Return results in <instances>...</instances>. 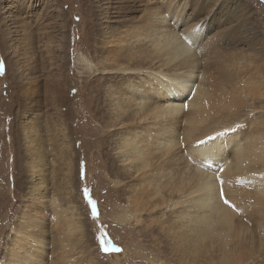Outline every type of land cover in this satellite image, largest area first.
<instances>
[{
    "label": "bare ground",
    "instance_id": "1",
    "mask_svg": "<svg viewBox=\"0 0 264 264\" xmlns=\"http://www.w3.org/2000/svg\"><path fill=\"white\" fill-rule=\"evenodd\" d=\"M217 1L190 0L194 22L181 30L176 27L186 6L182 0H120L118 4L111 0L80 1L81 10L93 22L82 33L78 30L79 40L89 37L92 41L95 31L102 37V43L97 46L98 57L90 59L83 53L75 57L79 68L89 75L86 83L79 85L84 92L80 94L78 89L77 99L69 89L78 86L68 87L69 78L65 75L69 59L64 53L69 48L62 31L65 22L59 19L58 37L52 33L45 35L49 30L42 22L43 17L33 15L29 1L15 5L10 21L0 18V39L6 40L0 41V47L12 56L10 76L17 80L15 96L20 98L17 101L16 97L20 134H14V143L20 139L19 144L28 146L23 149L25 157L20 150L16 152L17 160L13 156L10 163L20 172L29 173L26 194L33 198L39 192L40 170H35L34 158L46 152L44 141L36 143L33 130L40 117L37 111L42 108L37 84L43 80V84L53 87L55 107L69 100L67 109L71 112L67 119L72 132L88 136L77 142V148L76 139L70 143L64 135L66 112L56 109L58 114H54L42 87L45 103L51 105L46 111L48 120L59 121L63 130V137L51 141L52 148H63L57 150L58 169L63 168L65 176L70 178L77 164L84 165L79 155L83 142L91 140L94 152L102 144L107 146L109 152L103 162L109 173L102 174V188H109L106 183L110 175L114 177V185L125 186L112 188L114 195L108 202V215L116 226L137 229L142 241L147 242L142 243V248L148 251L144 257L152 256L148 264H264V102L251 98L256 92L264 96V74L256 82L244 80L239 93L238 89L217 84L218 77L206 76L201 57L216 48L240 54L237 47L242 44L236 36L237 24L229 27V18L213 23L199 19ZM220 3L234 5L245 19L250 14L239 0H220ZM23 14L27 18L31 15L32 22L19 24ZM175 16L180 19L174 20ZM123 19L129 24H122ZM34 23L40 31L39 46L45 48V41H49L50 48L47 52L46 48L42 49L43 56L38 54L30 35V25ZM13 28H18L25 37L21 38ZM14 39L19 43L14 44ZM38 63L45 72L43 79L37 75ZM236 65L231 64L234 70ZM29 72H34V82L27 81ZM225 72L238 78L244 73L226 69ZM2 74L6 77L8 71L3 70ZM100 79H103L99 85L102 94L97 97ZM94 106L102 114L106 130L90 129L88 118L91 120ZM78 107L88 116L79 119ZM26 123L29 125L25 126ZM13 169L9 173L11 179L16 174ZM95 171L97 181L103 170L97 167ZM68 189L64 187V197L51 195L44 201L52 214V225L60 231L63 255L64 225L67 224V235L76 239L78 247L84 236L83 221ZM94 196L101 205L99 195ZM18 216L24 227L12 230L14 235L4 245L0 264H43L40 228L34 218ZM27 225L33 227V232ZM71 250L78 256L79 250ZM82 260L83 264L93 262L80 255L78 264Z\"/></svg>",
    "mask_w": 264,
    "mask_h": 264
},
{
    "label": "rangeland",
    "instance_id": "2",
    "mask_svg": "<svg viewBox=\"0 0 264 264\" xmlns=\"http://www.w3.org/2000/svg\"><path fill=\"white\" fill-rule=\"evenodd\" d=\"M28 1L32 3L30 10H33V15L41 14L40 19L43 17L42 22L45 24L46 29L49 30L45 35L48 34L50 36L52 33V35L58 37L60 31H58L57 25L60 23V20H63L66 24L65 27H62L63 34H65L66 38L65 43L67 48V42H69V48L64 52L69 58L67 59L68 68L66 67L65 69V75L69 78L70 84L68 87L73 85L78 86L77 88L71 87L69 89V93L77 99V90H81L80 94L84 92V88L79 87V85L84 82L86 83V80L89 79V75L79 68L75 57L77 53H83L90 59L98 57L99 53L97 46L101 45L102 37L94 31L92 41L88 39L89 37L79 40L80 32L78 30L85 31V28L90 25V22H93V20H89L90 16L81 10L82 6L80 1L82 0H17V4L15 0H0V18L6 17L10 21V18L15 14V5L18 6L20 2L22 4ZM111 1L118 4L120 0ZM182 1L185 2L186 6L181 10L183 11V16L176 27L178 30L187 29L194 22L191 14L192 10L189 7L190 0ZM239 1L243 3V7L250 12L246 19V16L239 12L234 5H221L220 0H218L213 7H209V10H206L199 16V19L209 20L212 23L218 21L220 18H229L231 20L229 27L234 23L237 24L236 36L242 41V44L237 47L240 54H237L234 51L231 52L229 50L216 48V51L200 58V60L204 59L202 61V68L206 72L207 77H218L217 84L222 85L226 89H238L237 93L240 92L244 80L248 79L249 82H256L258 76L264 74V0ZM22 8L20 6V10L26 13V9L23 8L22 10ZM26 16L27 14L21 16L19 24L24 25L32 22V16L30 15L28 18ZM175 19L179 20L180 17L175 16L174 20ZM120 22L124 24L127 21L123 19ZM126 24H129V22ZM35 26H37L35 23L30 25V28L32 29L30 35L34 38L38 54L43 56L42 49L45 50L46 48L45 52H47V49L50 48L47 44L49 41H45V48L39 46L41 41L37 42V37L39 36L38 33L40 31H38ZM127 27L128 25L123 27V29H126ZM12 30H15L20 35L18 28H13ZM20 37L24 38L25 36L21 34ZM4 39L5 37L0 39V41L5 43L6 40ZM13 41L15 42L14 44L19 43L16 39ZM219 41L220 40L216 41L215 44L218 45ZM11 58V55H7V49L0 47V257L5 251V243H7L14 235L12 230H14V228L24 227L18 216L19 214H21V216L24 214L25 217L34 218L36 225L40 228L44 250L43 264H67L68 261L72 264H78L80 255L83 259L86 256L90 260L93 259L91 264H148L152 256L149 254L147 258L144 257L145 253L148 254V251L142 248V243L146 244L147 242L142 241L143 238L138 234L139 232L137 229L134 227L129 230L128 227L122 226H120V228L119 225L116 226V222L114 223L113 220L111 221V217L108 215V212L110 211L108 202L113 200L114 195L112 188L117 186L124 189L125 186L124 184L114 185L112 183L114 177L113 175H110L109 181L106 183V187L108 186L109 188H102V174L109 173L105 168L106 164L103 162V158L106 157L109 152L107 151V146L102 144L98 151L94 152L91 140L83 142L84 148L80 150L79 155L83 158L84 161L82 162L84 165L77 164L76 160L77 165L72 169L73 171L70 178L65 176L63 168L61 170L58 169L60 166V153H58L57 150L63 148H52L51 141L54 137H56L54 138V141L56 142L59 140V137H63V130L61 129L62 126L58 125L59 121L51 123L48 120L46 111L51 105H46V98L41 92L42 87H44L45 94L52 103V111L54 114H58L56 109H60V111L61 109L65 110L67 122L64 135L69 137L68 140L70 143H73L74 139H76L74 144L76 147L78 141L82 142L83 138H87L88 136L86 134L72 132L67 119L69 111L71 112V110L67 109L69 100L66 103H63V106L55 107L56 103L53 99L56 94L53 95V87L46 82L43 84V80L37 84L40 87V102L42 103L40 105L42 108L37 111L40 112V117L37 120L38 122L34 124L33 130L37 135L36 143L44 141L46 152L41 153V156L34 158V164L36 166L35 170H40L41 185L39 192L36 194V197L33 198L26 194V186L29 185L30 182V177L28 176L29 173L25 170L26 168H24V172H20V169L16 166L12 167L10 163V159H12L13 156L14 160H17L16 152L18 153L22 150L20 151L22 153L21 155L25 157L26 152L23 151V149H28V146L24 143L20 142L19 144L20 139L17 144L14 143V134H20L17 126L20 125L21 122L18 120L16 111L18 106L17 101L20 99L15 96L17 80L13 78V76H10L12 74L10 64ZM99 58H101L102 62L105 61L102 56ZM233 63L237 64L235 70L231 66ZM38 67L39 70L37 71V75H39V79H43L42 72H44V70H41L39 63ZM225 69L235 71L236 73H244L242 74V78L227 76ZM3 70L5 72L8 71V76H3ZM27 76V81L34 82V72H29ZM101 80L103 79L98 81L97 97L102 94V91L99 88ZM19 86L21 87V85ZM16 97L18 98L17 101ZM13 98L15 101H13ZM251 98L255 101L264 102V96L258 95L257 92ZM98 107L94 106V113L91 114V120L88 118V122L91 123L89 124L91 125L90 129L92 130V128L97 127L101 130H106V125L101 118L102 114L99 112ZM82 111H84L83 108H81V110L80 107L77 108V112H79L77 117L79 116V119L88 116L86 112ZM73 118L74 122H76L75 114H72V119ZM82 121L83 120H78L80 124L83 123ZM50 124L56 125L51 127ZM27 125L29 124L26 123L25 126ZM8 133L11 134L9 138H12V141L8 140ZM91 138H93V136H91L90 139ZM16 146L17 151L15 150ZM97 167L103 170V172H100L101 174L96 181L95 170ZM13 168L15 169L14 173L16 174H14L13 179H11L9 173L12 172ZM75 168L77 170L81 168L82 170H78L77 172ZM74 172L76 173L74 174ZM65 186L70 188L68 189V194H72L70 200L72 199V203L76 205L80 213V218L83 221L82 228L84 229V236L80 243V247H78L76 245V239L74 240L71 236L67 235V224L64 225L63 244L65 254L63 255L62 250L60 249V247H63L60 242V231L52 225V214L44 201H47V198H50L51 195L64 197L62 192ZM60 192L61 194H59ZM96 193L102 200L101 205H98L96 197L94 196ZM45 194L48 196H45ZM120 197L123 198L124 195H121ZM64 201L65 199L62 198L61 202L65 205ZM93 209H95V212ZM27 227L33 232L32 226L27 225ZM72 248L79 250L78 256L72 254ZM124 249H126V251ZM168 262L173 263L170 259ZM83 263H85L84 260L79 264Z\"/></svg>",
    "mask_w": 264,
    "mask_h": 264
},
{
    "label": "snow or ice",
    "instance_id": "3",
    "mask_svg": "<svg viewBox=\"0 0 264 264\" xmlns=\"http://www.w3.org/2000/svg\"><path fill=\"white\" fill-rule=\"evenodd\" d=\"M209 139H214V138H211V137H210ZM224 202H225L226 204H229V201H228L227 199H225ZM230 206H231V205H230ZM93 211L95 212V209H93Z\"/></svg>",
    "mask_w": 264,
    "mask_h": 264
}]
</instances>
